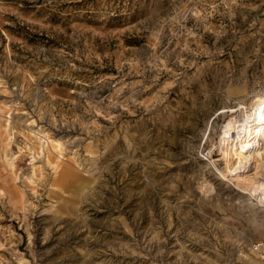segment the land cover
<instances>
[{
    "label": "rangeland",
    "instance_id": "374dc122",
    "mask_svg": "<svg viewBox=\"0 0 264 264\" xmlns=\"http://www.w3.org/2000/svg\"><path fill=\"white\" fill-rule=\"evenodd\" d=\"M263 102L264 0H0V264H259Z\"/></svg>",
    "mask_w": 264,
    "mask_h": 264
},
{
    "label": "bare ground",
    "instance_id": "6f19581e",
    "mask_svg": "<svg viewBox=\"0 0 264 264\" xmlns=\"http://www.w3.org/2000/svg\"><path fill=\"white\" fill-rule=\"evenodd\" d=\"M252 110L248 113V114H243V116H241L240 118L237 117L236 115L234 117V120L230 121L226 123V125L224 126V128L222 127V135H224L225 137H229L231 140H235L237 142L232 143V152L233 154L237 155V163L233 166H229L227 171L231 172V174H235L236 176H239L240 171L242 172L245 170V166L247 163L250 162L251 159H254L255 161H259L261 160L263 157L262 154H264V146L261 149L262 151H260L259 147H255L256 145L260 144V137L264 139V102L263 103H259V104H255L253 106H251ZM246 109V108H245ZM233 112H236L237 109H231ZM248 111V110H247ZM245 112V111H244ZM234 114V113H233ZM246 115V116H244ZM239 116V115H238ZM252 117V118H251ZM253 120H257L256 125L251 126L252 124L250 123ZM227 122V121H226ZM250 123V124H249ZM254 124V123H253ZM22 130V129H21ZM23 131V130H22ZM25 133V132H23ZM29 133V132H28ZM33 135V132L31 133L30 136ZM29 137V136H28ZM33 137V136H32ZM41 137V136H40ZM222 137V136H221ZM46 138V137H45ZM26 139V138H24ZM28 139V138H27ZM48 140V139H47ZM45 142V140H44ZM30 143V142H29ZM28 143V145H29ZM41 143V142H40ZM52 143V142H51ZM58 144V142H56ZM262 143V142H261ZM9 144V143H8ZM7 144V145H8ZM56 144V146H57ZM48 145V144H47ZM59 145V144H58ZM55 146V147H56ZM24 147L26 148V145H24ZM39 147V146H38ZM59 147V146H58ZM30 147H28L27 149H29ZM44 148V147H43ZM231 148V147H230ZM229 148V150H230ZM42 150V148H39ZM38 149V150H39ZM53 149V148H52ZM31 150V149H30ZM44 150V149H43ZM55 150V149H54ZM34 151V150H33ZM45 151V150H44ZM58 151V150H57ZM40 152V150H39ZM60 152V151H59ZM45 154V153H44ZM228 154V153H227ZM231 156V155H229ZM260 157V159L257 158ZM48 161V160H46ZM226 162V161H225ZM228 163V162H227ZM255 163V162H254ZM53 164V162H52ZM228 165V164H227ZM255 165V164H254ZM261 165L264 167V161L263 163H261ZM59 166V165H57ZM252 165H250L251 167ZM249 167V168H250ZM253 167V166H252ZM39 168V167H38ZM55 169V168H54ZM59 169V168H58ZM74 169V168H73ZM72 169V170H73ZM257 169V168H256ZM259 169V168H258ZM57 170V168H56ZM261 170V169H259ZM257 171V170H256ZM254 171V172H256ZM33 173V172H32ZM66 173V172H65ZM263 173V172H262ZM262 173H260L259 175H261ZM256 174V173H255ZM264 174V173H263ZM262 174V176H263ZM40 175V174H39ZM55 175V173L53 174ZM33 176V175H32ZM50 176V175H49ZM255 176V175H254ZM57 177V176H56ZM259 177V176H258ZM45 178V177H43ZM67 178V177H66ZM245 178V177H244ZM256 178V176H255ZM33 179H37L36 176ZM52 179V178H51ZM57 179H61V177H57ZM56 179V180H57ZM64 179V178H63ZM261 179V178H260ZM39 180V179H38ZM259 180V179H258ZM262 180V179H261ZM58 181V180H57ZM255 182H252V184L254 185ZM58 185V184H56ZM258 185V184H257ZM264 186V185H263ZM263 194V193H262ZM261 197V195H260ZM262 202H264L262 199H260Z\"/></svg>",
    "mask_w": 264,
    "mask_h": 264
},
{
    "label": "built area",
    "instance_id": "2783aa9c",
    "mask_svg": "<svg viewBox=\"0 0 264 264\" xmlns=\"http://www.w3.org/2000/svg\"><path fill=\"white\" fill-rule=\"evenodd\" d=\"M258 245L259 244L254 245V250H256V251L258 250ZM258 252H259V255H258L259 264H264V253L260 252L259 250H258Z\"/></svg>",
    "mask_w": 264,
    "mask_h": 264
}]
</instances>
